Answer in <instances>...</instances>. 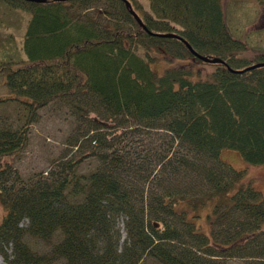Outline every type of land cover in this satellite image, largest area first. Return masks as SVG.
Returning <instances> with one entry per match:
<instances>
[{
	"label": "trees",
	"instance_id": "trees-1",
	"mask_svg": "<svg viewBox=\"0 0 264 264\" xmlns=\"http://www.w3.org/2000/svg\"><path fill=\"white\" fill-rule=\"evenodd\" d=\"M1 1L29 15L23 58L1 59L0 49L3 263L264 264V196L221 159L234 150L264 164V66L240 72L264 62V52L244 54L222 0H128L144 26L124 0ZM160 62L162 73L151 67ZM193 62L214 67L201 73ZM57 100L74 107L70 144L81 153L65 174L8 185L10 158L27 147L39 110ZM119 116L171 140L148 163L117 153L103 129ZM84 157L96 167L80 171ZM156 167L168 175L146 188ZM179 167L195 172L192 184L170 183Z\"/></svg>",
	"mask_w": 264,
	"mask_h": 264
},
{
	"label": "rangeland",
	"instance_id": "rangeland-1",
	"mask_svg": "<svg viewBox=\"0 0 264 264\" xmlns=\"http://www.w3.org/2000/svg\"><path fill=\"white\" fill-rule=\"evenodd\" d=\"M222 3L225 19L234 36L246 44L244 54L264 52V0H222ZM89 10L92 11L94 8ZM25 13L7 7L0 0V49L2 48L5 52L2 53L1 59L10 58L12 61H19L23 58L24 53L20 45H22V36L29 18L28 13L27 15ZM177 61L180 60L174 59L173 63ZM163 65V62L152 63L151 67L156 72L162 73ZM192 66L196 70L199 69L201 73L211 72L214 67L212 64L202 65L195 62ZM6 92V88L0 85V97H4ZM4 108L6 107L0 105V118L8 112ZM89 115L94 117L96 114L90 113ZM77 122L74 107L64 101L57 100L40 109L37 118L29 127L27 147L18 158L12 157L9 160L11 173L6 178L7 184L19 185L38 178L65 174L64 163L75 159L81 153L75 145L70 144L76 141ZM109 122L111 125L106 123L109 128L103 130H106V133L114 139L116 152L118 148H121L123 154L131 159H139L140 163H143L145 158L148 159L147 163L155 158L156 152L166 148V144L171 140L164 131L139 127L123 116ZM178 156L176 155L175 158ZM124 159L128 160L127 157ZM221 159L234 169L245 170L246 178L251 179L257 190L264 196V164H250L234 150H224L221 153ZM96 165L94 157H84L79 170L89 171ZM153 165L148 164L150 169ZM158 168H155V172L151 175V182L146 185V188L157 182L164 183L159 180L161 177H167L165 175L168 174H161ZM192 177H196L193 170L179 167L175 176L173 175L169 180L170 183L183 188L193 183ZM205 227L208 230V226L205 225ZM223 261L224 264H257L255 260L241 258H229ZM143 264H154V262L148 258Z\"/></svg>",
	"mask_w": 264,
	"mask_h": 264
},
{
	"label": "water",
	"instance_id": "water-1",
	"mask_svg": "<svg viewBox=\"0 0 264 264\" xmlns=\"http://www.w3.org/2000/svg\"><path fill=\"white\" fill-rule=\"evenodd\" d=\"M35 2H43L45 0H33ZM124 2L126 3V6L129 8L130 10V13L134 16L135 20L141 25V26H144L141 19L139 18V16L134 12V10L131 8V5L129 3L128 0H124ZM157 36H160V37H167V38H177L179 40H182L183 39L175 34V33H157L156 34ZM189 48L190 52L195 56L197 57L198 59L204 61V62H209V63H221L222 60L219 59V58H210V57H205V56H202L200 55L199 53H197L193 48H191V46L186 42V41H183ZM260 66H264V62H258V63H254V64H251L249 66H247L246 68H244L243 70H240L241 71H246V70H250V69H253V68H256V67H260ZM232 70V69H230ZM232 71H235V70H232Z\"/></svg>",
	"mask_w": 264,
	"mask_h": 264
},
{
	"label": "bare ground",
	"instance_id": "bare-ground-1",
	"mask_svg": "<svg viewBox=\"0 0 264 264\" xmlns=\"http://www.w3.org/2000/svg\"><path fill=\"white\" fill-rule=\"evenodd\" d=\"M0 264H4L1 258H0Z\"/></svg>",
	"mask_w": 264,
	"mask_h": 264
}]
</instances>
